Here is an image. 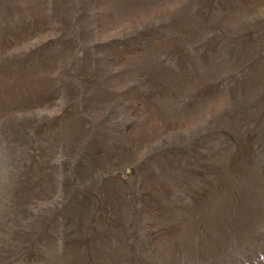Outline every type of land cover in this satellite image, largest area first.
Returning <instances> with one entry per match:
<instances>
[{
	"label": "rangeland",
	"instance_id": "rangeland-1",
	"mask_svg": "<svg viewBox=\"0 0 264 264\" xmlns=\"http://www.w3.org/2000/svg\"><path fill=\"white\" fill-rule=\"evenodd\" d=\"M0 264H264V0H0Z\"/></svg>",
	"mask_w": 264,
	"mask_h": 264
}]
</instances>
